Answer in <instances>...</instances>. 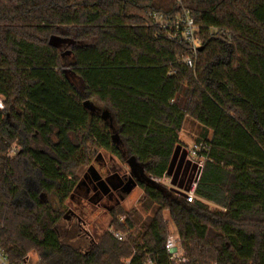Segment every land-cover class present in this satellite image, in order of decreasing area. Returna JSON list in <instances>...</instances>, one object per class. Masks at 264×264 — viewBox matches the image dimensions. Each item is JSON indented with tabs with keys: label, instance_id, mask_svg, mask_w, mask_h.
I'll return each mask as SVG.
<instances>
[{
	"label": "trees",
	"instance_id": "obj_1",
	"mask_svg": "<svg viewBox=\"0 0 264 264\" xmlns=\"http://www.w3.org/2000/svg\"><path fill=\"white\" fill-rule=\"evenodd\" d=\"M181 8L199 27L194 68L150 17ZM0 95V248L12 264L28 252L35 264H170L164 210L181 264H264V0H0ZM91 98L112 129L83 107ZM186 118L207 145L191 202L178 192L183 164L194 169L177 134ZM97 149L152 179L138 183L148 214L115 205L124 239L76 228L71 242L58 224ZM171 170V185L155 180Z\"/></svg>",
	"mask_w": 264,
	"mask_h": 264
},
{
	"label": "rangeland",
	"instance_id": "obj_2",
	"mask_svg": "<svg viewBox=\"0 0 264 264\" xmlns=\"http://www.w3.org/2000/svg\"><path fill=\"white\" fill-rule=\"evenodd\" d=\"M91 100L99 108L104 107L100 103H98L94 98H91ZM103 124L104 123L102 122V125ZM113 133L114 132L112 131L111 135ZM200 133H201V127H199L197 123L190 118H186L185 122L182 125L181 130L179 131V133H177L182 147H185V149H187L185 160H188L190 161L191 164H194V169L193 168L190 169L189 167L187 169L185 167L186 164H183L184 166H182L183 167L182 172L179 175L178 179L179 180L182 179L183 181L182 188L184 189H186L187 186L189 187L190 183L192 182V179L194 178L195 175V167H196L194 163L195 159L189 155L188 150L192 148L194 143H196V141L200 137ZM94 151H95V158L100 155L106 161V165L110 173L108 175L111 174L113 175L115 173L120 175L122 173H125L126 175H128L129 169L125 162L126 158L122 160L117 156L113 155L112 153L108 151H103L101 149H97ZM9 156H13V155H9ZM95 158L89 166H86L84 168L83 173L88 172L87 171L88 167L90 166L92 167L93 165L94 167H96V169H98L97 168L98 166L94 163ZM172 172L173 171L171 170L170 174H167L169 181L163 182L166 185H171L170 181L173 176ZM183 174H185V176H183ZM190 176L191 178L189 180ZM110 190L112 191L113 188ZM142 198H143V190L139 185H136L128 193H123V192L117 193L114 190L111 196H109L106 194L103 195L102 191L100 190L93 191L92 189H90V191H86L85 186L81 183L80 180V182L78 183L76 189L72 194V197L66 202V209L62 213L63 216L58 224V230L60 231L62 237H64L65 239L66 238L69 239L68 238L70 237L69 235H71V232L76 230V228L80 230V232L83 235L89 236L91 238L93 237L96 238L97 236L103 234L106 231L110 233V230H113L114 226L110 224L111 217L110 214L108 213V210L115 205H119V207L123 209L124 212H127L132 208H135L138 210L142 218L145 219L148 213L141 210L140 208V200ZM69 210L72 211L74 214H76L80 219L78 220L77 216L75 218L73 214H69V213L66 216V213ZM125 216H126L125 213L123 215L118 216V221L123 222ZM163 217L167 223V228H168L167 236L172 235L174 238H176L177 233L173 223L169 218V214L167 210L163 211ZM69 241L71 240L69 239ZM178 246L180 247L179 244ZM26 255H29L28 263L35 264L37 260L36 255L32 252H28ZM122 261L127 263L128 260L122 259Z\"/></svg>",
	"mask_w": 264,
	"mask_h": 264
},
{
	"label": "built area",
	"instance_id": "obj_3",
	"mask_svg": "<svg viewBox=\"0 0 264 264\" xmlns=\"http://www.w3.org/2000/svg\"><path fill=\"white\" fill-rule=\"evenodd\" d=\"M179 5H181V0H176ZM152 24L158 27L159 33L163 34L167 39L173 40L176 42H181L189 47V54L182 58V62L189 68L195 67V60L198 53V48L201 46V40L199 36V27L195 24L194 20L191 18L190 13L187 9L181 8L180 12L176 14H164L162 12H154L150 14ZM210 34L220 35L226 37V33L218 28H210ZM4 109V101L0 95V110ZM207 145L205 142L200 141L194 143L192 148H190L189 155L195 159V175L192 179L187 190L184 191V197L188 202L193 201L195 196V188L197 181L200 176L201 168L203 162L206 159L205 155H200V152L206 151ZM17 147L12 145L8 151L9 155H13ZM159 182L169 181L166 174L162 177L155 179ZM112 235L118 239L122 240L125 238V235L120 232L110 230ZM177 237L174 238L172 235L167 236L164 243V249L168 256L170 264H181L187 261V258L182 253L181 248L177 244ZM29 255H26L24 262L22 264H29ZM128 263V261H127ZM0 264H12L9 261L8 257L4 251L0 248ZM142 264H154L150 256H145V259Z\"/></svg>",
	"mask_w": 264,
	"mask_h": 264
},
{
	"label": "flooded vegetation",
	"instance_id": "obj_4",
	"mask_svg": "<svg viewBox=\"0 0 264 264\" xmlns=\"http://www.w3.org/2000/svg\"><path fill=\"white\" fill-rule=\"evenodd\" d=\"M97 114L99 115V112ZM94 163L98 166V169H96V167H94L93 165L88 172H85L82 175L81 178V183L85 186L86 191H90V189H92L93 191L100 190L102 191L103 195L106 194L109 196H111L114 190L117 193L123 192L122 188L127 182L130 175L129 166L127 165L129 169L128 175H126L125 173H122L121 175L116 173L113 175H108L110 173L107 168L106 161L102 156H97ZM133 179L136 181V178L134 176ZM136 183L138 185L139 181H136ZM112 188L113 190L111 191L110 189ZM73 215L76 218L77 215Z\"/></svg>",
	"mask_w": 264,
	"mask_h": 264
},
{
	"label": "water",
	"instance_id": "obj_5",
	"mask_svg": "<svg viewBox=\"0 0 264 264\" xmlns=\"http://www.w3.org/2000/svg\"><path fill=\"white\" fill-rule=\"evenodd\" d=\"M49 43L50 44H55V41L53 39H51L49 41ZM198 50H201V46L198 48ZM82 105H83V107L86 110H88V112L90 114H93V113L97 114L99 112V117L103 121L107 122L109 124V128L112 129V121L113 120H112L111 113L109 112L108 109H101L98 106H96L94 104V102H92L91 100H88V99L84 100L82 102ZM111 139L114 142H117V140H118L117 134L113 133L111 135ZM126 164L129 166L130 175H129V178H128L127 182L125 183V185L122 188L123 193H128L132 188H134L137 185L136 181L143 182V181L151 179V178L146 177L144 175V172H143L142 168L135 162V160L132 157L126 159ZM90 168H91V166L88 167L87 171H89ZM133 176L136 178V181L133 179ZM178 192L182 196L185 195L183 191H178ZM68 213L69 214H74L72 211L69 210V211H67L66 216H67ZM77 219L79 220L80 218L77 216Z\"/></svg>",
	"mask_w": 264,
	"mask_h": 264
},
{
	"label": "crops",
	"instance_id": "obj_6",
	"mask_svg": "<svg viewBox=\"0 0 264 264\" xmlns=\"http://www.w3.org/2000/svg\"><path fill=\"white\" fill-rule=\"evenodd\" d=\"M198 125V124H197ZM199 126V125H198ZM200 127V126H199ZM179 133V132H178ZM187 150V149H186ZM210 204V206H212V207H215V205L214 204H212V203H209Z\"/></svg>",
	"mask_w": 264,
	"mask_h": 264
}]
</instances>
